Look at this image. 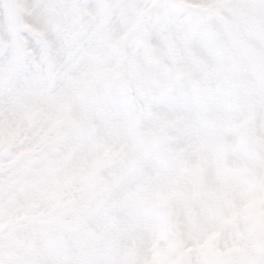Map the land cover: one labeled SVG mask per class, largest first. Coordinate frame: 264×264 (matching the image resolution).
Here are the masks:
<instances>
[{
  "label": "clouds",
  "instance_id": "obj_1",
  "mask_svg": "<svg viewBox=\"0 0 264 264\" xmlns=\"http://www.w3.org/2000/svg\"><path fill=\"white\" fill-rule=\"evenodd\" d=\"M0 264H264V0H0Z\"/></svg>",
  "mask_w": 264,
  "mask_h": 264
}]
</instances>
